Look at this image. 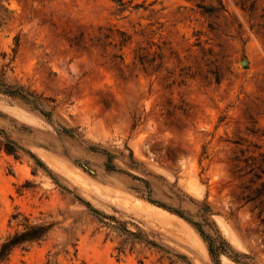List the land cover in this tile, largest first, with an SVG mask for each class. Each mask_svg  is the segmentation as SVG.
Masks as SVG:
<instances>
[{
	"label": "rangeland",
	"instance_id": "obj_1",
	"mask_svg": "<svg viewBox=\"0 0 264 264\" xmlns=\"http://www.w3.org/2000/svg\"><path fill=\"white\" fill-rule=\"evenodd\" d=\"M26 220L0 264H264V0H0V246Z\"/></svg>",
	"mask_w": 264,
	"mask_h": 264
},
{
	"label": "trees",
	"instance_id": "obj_2",
	"mask_svg": "<svg viewBox=\"0 0 264 264\" xmlns=\"http://www.w3.org/2000/svg\"><path fill=\"white\" fill-rule=\"evenodd\" d=\"M12 152L13 151L8 149L9 154H12ZM51 229L52 227L50 225H32L28 220H26L24 230L22 232H16L0 246V263L5 261L15 249L42 240L50 233ZM209 246L210 252L213 255H216L217 249H215L214 243L210 241ZM220 250L225 252V248L221 247Z\"/></svg>",
	"mask_w": 264,
	"mask_h": 264
}]
</instances>
